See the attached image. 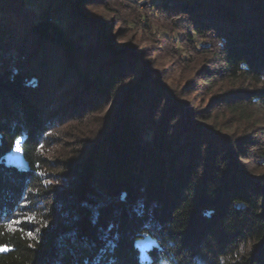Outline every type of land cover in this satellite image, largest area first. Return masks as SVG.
<instances>
[{"label": "trees", "instance_id": "16d2710c", "mask_svg": "<svg viewBox=\"0 0 264 264\" xmlns=\"http://www.w3.org/2000/svg\"><path fill=\"white\" fill-rule=\"evenodd\" d=\"M28 1L0 0V264H264V0H152L232 85L206 110L117 45L106 0Z\"/></svg>", "mask_w": 264, "mask_h": 264}, {"label": "rangeland", "instance_id": "374dc122", "mask_svg": "<svg viewBox=\"0 0 264 264\" xmlns=\"http://www.w3.org/2000/svg\"><path fill=\"white\" fill-rule=\"evenodd\" d=\"M106 1L107 7H111L113 11L96 10L92 15L106 23L110 28V34L117 35L115 39L117 45L132 46L135 51L139 50L143 54L142 57L139 53L136 55L143 60L144 69L154 76L161 87L172 90L177 97H182L181 102L185 104V107L206 110L216 94L231 89V84L222 83L209 92V88L202 84V77L210 59L204 60L195 53L187 51L188 44L183 36L186 29L185 24H179L177 28L164 16L154 15L152 0ZM28 2L29 6L35 7L37 13L53 11V6L45 8L43 0H29ZM201 44L202 42L197 39L194 41L196 47ZM193 88L198 90L194 91ZM233 88L236 89L237 86ZM257 122L264 126V110L258 114ZM220 124L222 127H229L224 120ZM237 128L240 126L237 125ZM58 131L64 132L62 129ZM224 135L227 136L228 133L225 132ZM63 137L67 138H61L59 145L44 150L49 161H55L63 153L62 150L75 151L74 142L68 138V134L64 133ZM7 161L15 165L23 164L17 151H14ZM243 251L245 252L246 249Z\"/></svg>", "mask_w": 264, "mask_h": 264}, {"label": "snow or ice", "instance_id": "6c2138e0", "mask_svg": "<svg viewBox=\"0 0 264 264\" xmlns=\"http://www.w3.org/2000/svg\"><path fill=\"white\" fill-rule=\"evenodd\" d=\"M14 223H18V222H14ZM8 249L5 246L0 245V252H4L7 251Z\"/></svg>", "mask_w": 264, "mask_h": 264}]
</instances>
